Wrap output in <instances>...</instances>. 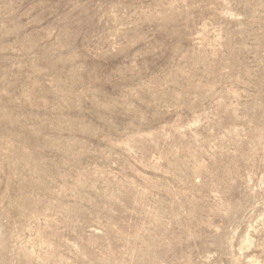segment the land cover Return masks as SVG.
I'll return each mask as SVG.
<instances>
[{"label": "rangeland", "instance_id": "rangeland-1", "mask_svg": "<svg viewBox=\"0 0 264 264\" xmlns=\"http://www.w3.org/2000/svg\"><path fill=\"white\" fill-rule=\"evenodd\" d=\"M0 264H264V0H0Z\"/></svg>", "mask_w": 264, "mask_h": 264}]
</instances>
